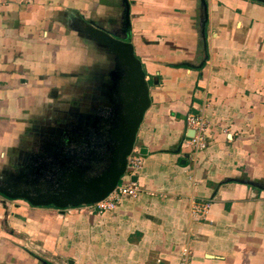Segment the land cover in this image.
<instances>
[{"label": "crops", "instance_id": "obj_1", "mask_svg": "<svg viewBox=\"0 0 264 264\" xmlns=\"http://www.w3.org/2000/svg\"><path fill=\"white\" fill-rule=\"evenodd\" d=\"M89 27L130 43L147 81L150 103L133 146L145 151L138 195L101 214L0 196V264H264L258 0H0V188L15 182L7 151L25 129L65 115L53 103L68 94L64 81H110L112 90L125 81ZM188 115L208 124L195 154ZM203 205L193 218L192 207Z\"/></svg>", "mask_w": 264, "mask_h": 264}, {"label": "water", "instance_id": "obj_2", "mask_svg": "<svg viewBox=\"0 0 264 264\" xmlns=\"http://www.w3.org/2000/svg\"><path fill=\"white\" fill-rule=\"evenodd\" d=\"M264 3V0H258ZM125 22L128 21V4L125 1ZM90 36L112 52L124 67L125 81H118L115 88L118 109L114 114V126L107 131V141L111 146L106 169L98 176L82 181L76 173L71 175V183L65 189L53 194L14 189L12 183L0 188V196L8 200H23L32 207L52 206L56 209L90 206L102 201L119 183L126 169L127 157L134 146L135 135L149 106L148 85L140 62L135 58L130 43L112 38L103 31L88 28ZM124 83V84H123ZM123 95L125 98L122 99ZM192 131L187 133L191 137ZM145 151H140L144 154ZM136 180L135 177L131 178ZM63 189V188H60ZM40 190V189H37Z\"/></svg>", "mask_w": 264, "mask_h": 264}, {"label": "rangeland", "instance_id": "obj_3", "mask_svg": "<svg viewBox=\"0 0 264 264\" xmlns=\"http://www.w3.org/2000/svg\"><path fill=\"white\" fill-rule=\"evenodd\" d=\"M64 82L63 92H67L68 94L62 96L60 95L62 93L61 91L59 93V98L56 97L53 103L55 105H62V108L66 109L64 111L65 115L61 119L52 117V126L50 127L41 119L37 120L39 125H27L29 127L18 137L16 148H10V150L8 149L7 151L8 164L6 165V172L8 177L14 178L12 179L15 181L13 183L15 186L14 189H27V187L30 188L33 185L42 186L43 181H46V174L50 172L48 168L50 169L52 165L55 166L52 162L56 163L55 161L60 160L59 162L62 163L64 159L67 161V158H74L79 162L86 157V154L90 153L88 157L92 159L93 154L99 152L98 147L101 144L100 135H92L89 133L91 126H93L91 114L97 111L98 114L105 116L109 113L110 110L104 109L105 107L101 106V104H107L108 107L110 104L109 100L114 102L113 100H115L117 96L115 88L112 90L108 87L109 85H105L104 82L110 83V81ZM54 83V87L59 86L56 81ZM69 85L72 86L69 88ZM67 89L68 91H66ZM101 89L102 91H99ZM49 94L50 92H48V95ZM97 106H99V108H97ZM46 121H48V119ZM110 121L111 120L107 119L105 124H108ZM65 124L67 127L62 134H54L52 132L53 128H58ZM81 129L82 131H80ZM100 132L104 138V143H106V134L104 132L102 134V131ZM78 133L83 136V139L85 137V140L88 141L86 145L83 143H81L80 146L77 144L69 145L70 135L71 139H73L74 137H72V135H77ZM103 151L104 150H101V152ZM100 156H105V153ZM105 162L107 163L106 160ZM105 169L104 166L97 168L94 175H100ZM49 182H51V179Z\"/></svg>", "mask_w": 264, "mask_h": 264}, {"label": "flooded vegetation", "instance_id": "obj_4", "mask_svg": "<svg viewBox=\"0 0 264 264\" xmlns=\"http://www.w3.org/2000/svg\"><path fill=\"white\" fill-rule=\"evenodd\" d=\"M99 91H102V89ZM111 102H110V104H111ZM112 105H113V102H112ZM108 108H109V106L108 107L105 106L104 109H108ZM113 110L114 109H112V110L110 109L109 113H107L105 116L98 114L97 111L94 113L92 112V114H91L92 115L91 117L93 118V121H92L93 126H91L89 133L92 135L93 134L100 135V137H101V144L98 147L99 152H97L98 155L96 153H94L93 157L91 159V157L90 158L88 157V156H90V153L86 154V157H84V159L79 161V162H77V160L74 158H71V159L67 158V161H66V159H64V161L62 163L59 162L60 160L55 161L56 163L52 162V164H55V166L52 165V166H50V169L48 168V170H50V172L46 174L47 175L46 176L47 178L45 179L46 181H43V183L41 182L42 186H34L33 185L30 188L27 187V189H24V188H21V189L25 190L27 192H30L31 194L33 191H40L41 193L45 192L46 194H53V192H59V191L64 190L65 189L64 187H67L71 183L70 177L72 174L76 173L79 177H81L82 181H86L89 178L98 177L99 175L96 176V175H94V173L97 170V168H99V167H103V166L105 168L107 167L108 158H109L108 154H109V150L112 146L108 143V141H105L106 143H104V138L102 137L100 131H102V134L104 132L107 136V131L110 129V126L108 124H105V121L108 118L113 117V115H112ZM60 127H62V128H60ZM66 127H67V125L65 124V125L59 126L58 128H53L52 132L54 134H58V133L62 134L63 131L66 130ZM80 131H82V129ZM62 136H60V137H62ZM81 136L82 135L80 133H78L77 135L73 134L72 137H74V138L71 139V135H70L69 145L77 144L80 146L81 143L86 145V143L88 141L85 140V137L83 139V136L82 137ZM106 140H107V138H106ZM101 150H104V151L101 152ZM103 153H105V156H100ZM62 156H64V155H62ZM105 160L107 161V163L105 162ZM50 179H51V182H49ZM60 188H63V189H60ZM37 189H40V190H37ZM67 208H69V207H67Z\"/></svg>", "mask_w": 264, "mask_h": 264}, {"label": "built area", "instance_id": "obj_5", "mask_svg": "<svg viewBox=\"0 0 264 264\" xmlns=\"http://www.w3.org/2000/svg\"><path fill=\"white\" fill-rule=\"evenodd\" d=\"M185 124L187 129L193 132L187 142L190 153L195 154L205 149L206 131L208 127L206 119L202 115H188L185 118ZM142 163V157L138 151L133 149L131 154L127 157L125 173L113 191L110 192L102 201L87 207L92 209L94 212L101 214L103 212L114 210L124 197L135 198L138 195L139 189L137 184L129 179L136 176L137 172L142 167ZM206 208V205L201 207L193 206L191 209L192 217L195 219L203 217ZM186 256H188V251L183 249V259H186ZM156 264H161V262L156 261Z\"/></svg>", "mask_w": 264, "mask_h": 264}, {"label": "trees", "instance_id": "obj_6", "mask_svg": "<svg viewBox=\"0 0 264 264\" xmlns=\"http://www.w3.org/2000/svg\"><path fill=\"white\" fill-rule=\"evenodd\" d=\"M45 264H48V263H45Z\"/></svg>", "mask_w": 264, "mask_h": 264}]
</instances>
